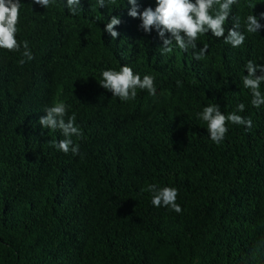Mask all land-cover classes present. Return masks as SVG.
Returning <instances> with one entry per match:
<instances>
[{"label": "trees", "instance_id": "trees-1", "mask_svg": "<svg viewBox=\"0 0 264 264\" xmlns=\"http://www.w3.org/2000/svg\"><path fill=\"white\" fill-rule=\"evenodd\" d=\"M20 2L21 47L0 49V264H264V105L243 86L247 62L264 65V27L245 26L264 0L232 5L225 36L239 17L242 46L200 35L201 60L175 42L162 55L157 31L139 27L127 0H81L76 16L66 0ZM111 16L121 19L115 40L104 31ZM123 65L154 77L156 95L137 89L121 101L100 86L103 71ZM61 102L76 116L79 154L54 147L62 133L39 124ZM212 104L252 127L227 122L214 143L197 117ZM149 185L176 188L182 212L154 206Z\"/></svg>", "mask_w": 264, "mask_h": 264}, {"label": "clouds", "instance_id": "clouds-1", "mask_svg": "<svg viewBox=\"0 0 264 264\" xmlns=\"http://www.w3.org/2000/svg\"><path fill=\"white\" fill-rule=\"evenodd\" d=\"M33 4L43 8L50 6L51 0H32ZM238 0H155L156 7L145 8L142 12L138 11L137 0H127L131 5L128 15L132 18H139L141 24L139 27L145 33H151L155 29L162 39V46L159 48L161 54L171 53L172 45H175L187 52L193 50V57L196 60L204 58L207 52V45L197 50V39L200 35L211 32L216 38H224L226 44H230L233 48L243 45L246 37L239 30V17H236L233 26L227 29L225 22L229 19L232 5ZM99 8L108 7L115 4V0H97ZM218 5V8L214 7ZM66 8L69 14L76 16L83 9L81 0H66ZM20 0H0V49L9 51L19 50L21 45L16 39L17 23L20 16ZM254 9L255 5H249ZM211 13L214 14H210ZM264 19V12L259 17L250 14L246 17V31L248 33H258L264 27L260 20ZM121 23L118 16H111L110 22L105 26L104 31L110 34L115 40L119 33L115 30L116 26ZM165 33H170V38H164ZM23 57L28 61L34 59L33 53L29 48L28 41H23ZM26 62L21 59L19 64L22 66ZM247 75L243 77V86L252 93L251 104L259 108L264 105V94L260 91V86L264 83V65L256 64L249 60L245 65ZM257 70L261 75L257 76ZM102 81L100 86L110 91L112 96L118 97L121 101L134 100L137 96V89L147 90L150 95H156V87L154 85V77L145 75L141 79L139 74H134L132 68L127 65L121 66L119 71L108 69L102 72ZM177 81V85H180ZM68 106L64 103H56L54 106L47 107L44 111L46 115L41 117L39 124L45 129L60 130L64 139L54 142L53 146L63 151L65 154L71 151L74 155L79 154V146L73 145L72 136H80L81 132L75 125V114L67 115ZM245 105L243 103L237 106V111L243 112ZM67 116V120L65 117ZM197 117L207 123V131L210 139L220 144L225 138L228 131L227 122L237 125H245L246 128L252 127V120L245 119L236 112L227 116L220 110L218 104H212L203 108L202 112L197 113ZM147 190L152 193V204L156 207L164 206L170 208L176 213H181L182 208L176 203L178 190L174 187H157L149 185Z\"/></svg>", "mask_w": 264, "mask_h": 264}]
</instances>
